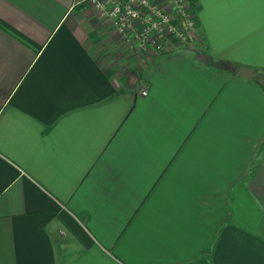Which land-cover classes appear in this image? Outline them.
<instances>
[{"label":"crops","instance_id":"obj_1","mask_svg":"<svg viewBox=\"0 0 264 264\" xmlns=\"http://www.w3.org/2000/svg\"><path fill=\"white\" fill-rule=\"evenodd\" d=\"M191 2L193 45L138 52L0 0V264H264V88L220 65L264 73V0Z\"/></svg>","mask_w":264,"mask_h":264},{"label":"built area","instance_id":"obj_2","mask_svg":"<svg viewBox=\"0 0 264 264\" xmlns=\"http://www.w3.org/2000/svg\"><path fill=\"white\" fill-rule=\"evenodd\" d=\"M110 16L128 45L138 52H165L176 43L193 45L198 39V20L192 0H171L165 9L154 0H84ZM140 94L148 90L140 81Z\"/></svg>","mask_w":264,"mask_h":264},{"label":"water","instance_id":"obj_3","mask_svg":"<svg viewBox=\"0 0 264 264\" xmlns=\"http://www.w3.org/2000/svg\"><path fill=\"white\" fill-rule=\"evenodd\" d=\"M235 73L243 78H256L258 80V82L260 83V85L264 88V74H260L259 71L257 70V68L254 67H247V66H238L235 69ZM133 78H130L131 82L136 83L139 79V76L134 73L133 74Z\"/></svg>","mask_w":264,"mask_h":264},{"label":"trees","instance_id":"obj_4","mask_svg":"<svg viewBox=\"0 0 264 264\" xmlns=\"http://www.w3.org/2000/svg\"><path fill=\"white\" fill-rule=\"evenodd\" d=\"M220 65L222 66V68L231 70L233 72H235V69L238 67L236 64H233V63H230V62H220ZM260 74H264V73L263 72H260ZM256 81L258 82L257 79H256Z\"/></svg>","mask_w":264,"mask_h":264},{"label":"rangeland","instance_id":"obj_5","mask_svg":"<svg viewBox=\"0 0 264 264\" xmlns=\"http://www.w3.org/2000/svg\"><path fill=\"white\" fill-rule=\"evenodd\" d=\"M256 80V79H255ZM257 82V81H256Z\"/></svg>","mask_w":264,"mask_h":264}]
</instances>
